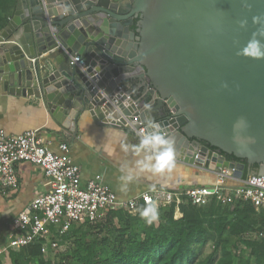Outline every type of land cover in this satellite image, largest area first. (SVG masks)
<instances>
[{"label": "water", "instance_id": "water-1", "mask_svg": "<svg viewBox=\"0 0 264 264\" xmlns=\"http://www.w3.org/2000/svg\"><path fill=\"white\" fill-rule=\"evenodd\" d=\"M260 14L264 0H17L0 32V83L37 100L59 138L75 141L84 114L128 133L127 123L154 120L180 161L236 180L262 175L264 59L237 55ZM121 81H135L140 98L119 92Z\"/></svg>", "mask_w": 264, "mask_h": 264}, {"label": "built area", "instance_id": "built-area-1", "mask_svg": "<svg viewBox=\"0 0 264 264\" xmlns=\"http://www.w3.org/2000/svg\"><path fill=\"white\" fill-rule=\"evenodd\" d=\"M69 57L71 65L83 72L88 69L79 55ZM96 76L97 74L91 76V79ZM122 89V86L117 88L119 92ZM123 102L129 103V106L134 105L128 95L124 96ZM113 105H117L116 100ZM138 125L139 128L136 129L132 124H126L136 139L139 130L145 127L141 123ZM67 152L68 145L65 143H60L55 151L50 150L38 130L8 135L0 129V195L18 188L16 167L20 164L37 167L49 181V191L34 197L12 219L7 243L0 247V256L11 248L38 245L42 255L54 258L73 247L70 241L63 238L74 227L96 224L109 211L134 215L150 201L158 205L160 212L171 205L178 209L184 201L196 207H206L211 201L221 204L248 202L256 211L264 210V174L256 173L236 180L232 170L222 167L219 173H214L216 179L212 186H193L185 190H149L133 199L121 201L107 186L97 181H89L82 186L80 168L71 162ZM176 162L186 164L177 158ZM243 236L245 240L252 241L257 235L248 232Z\"/></svg>", "mask_w": 264, "mask_h": 264}, {"label": "trees", "instance_id": "trees-1", "mask_svg": "<svg viewBox=\"0 0 264 264\" xmlns=\"http://www.w3.org/2000/svg\"><path fill=\"white\" fill-rule=\"evenodd\" d=\"M16 1L0 0V32L11 18ZM222 155L229 162H240ZM246 177L244 173L242 179ZM177 208L181 218H174L175 207L171 205L160 212L159 223L151 226L144 223L139 234L134 222L144 221L138 212L134 218L126 212L109 211L107 217H117L120 225L115 236H102L108 230L97 224L99 220L96 228L102 237L91 244L85 243V234L78 236L82 227L78 226L63 238L73 245L66 253L49 258L40 253L38 245L11 248L0 256V264H233L234 256L220 244L222 237H240L253 231L264 233V218L261 221L253 218L256 212L264 210L256 211L248 202L221 204L211 201L206 207H196L184 201ZM210 241L213 243L211 253L198 261L202 249ZM241 243L250 250L254 264H264V237L257 236Z\"/></svg>", "mask_w": 264, "mask_h": 264}, {"label": "crops", "instance_id": "crops-1", "mask_svg": "<svg viewBox=\"0 0 264 264\" xmlns=\"http://www.w3.org/2000/svg\"><path fill=\"white\" fill-rule=\"evenodd\" d=\"M13 15V13H12ZM12 17V16H11ZM123 89L130 91L134 99L140 98L135 81H121ZM78 132L75 141L59 138L54 134L57 129L44 107L34 98H23L11 94L0 83V129L8 135H19L28 130H38L47 147L55 151L60 143L68 145L67 156L80 168V182L84 186L89 181H97L107 186L121 201L133 199L140 194L153 190L156 183L152 179H141L129 186L125 192L120 190L119 176L122 164L130 163L131 156L125 153L121 145L135 144L138 139L126 131L103 127L96 124L86 114L78 119ZM19 186L16 190L0 195V247L7 243L12 219L24 210L34 197L49 191V181L44 178L40 169L29 164L16 167ZM256 174L247 172V175ZM166 188L157 184L155 190H185L193 186H212L215 174L209 171L177 163V170ZM174 217L181 218L178 209Z\"/></svg>", "mask_w": 264, "mask_h": 264}, {"label": "clouds", "instance_id": "clouds-1", "mask_svg": "<svg viewBox=\"0 0 264 264\" xmlns=\"http://www.w3.org/2000/svg\"><path fill=\"white\" fill-rule=\"evenodd\" d=\"M68 8H64V13ZM252 24L256 30L242 47H238L237 55L249 59H264V14L252 17ZM239 28L247 27V20L239 22ZM145 110H151L150 104H144ZM239 121L235 127H239ZM138 142L135 144L124 143L121 145L125 153L130 154L131 162L122 164L120 167L119 182L120 190L125 192L129 186L141 179H152L156 183L152 185L155 190L157 184L161 189L168 186L172 179V173L177 170L175 141L161 131V126L154 120H148L143 129L137 134ZM138 215L148 226L160 222V211L154 201L140 207Z\"/></svg>", "mask_w": 264, "mask_h": 264}, {"label": "rangeland", "instance_id": "rangeland-1", "mask_svg": "<svg viewBox=\"0 0 264 264\" xmlns=\"http://www.w3.org/2000/svg\"><path fill=\"white\" fill-rule=\"evenodd\" d=\"M107 216L108 215H105L104 218H102L101 221L97 224L100 226H106V228L108 230V232L106 231L102 236H105V235L106 236H110V235L115 236V235H117V230L120 227L118 219L115 216H110V218H108ZM132 217L136 218L137 214L132 215ZM253 218L261 221L264 218V211L256 212V214ZM97 224L80 225L82 227H81L80 231L78 232V236H80L82 233L85 234L86 237L84 240H85L86 244H91L94 241L100 239V237H102L100 235L99 229L96 228ZM134 226H135L137 233L139 234L142 227L144 226V222L135 221ZM256 228H258V226ZM254 233L258 236V234L256 232H254ZM259 237H264V233L261 236L259 235ZM243 240H245L244 236L234 237V236L224 235L222 237V239L220 240V244L222 245L223 248H225V250L227 252H229L231 255L234 256L233 264H244V262H247L248 264H254L255 260L251 256L250 250L244 248V246L241 243ZM212 245H213V243L211 241L206 244V246L201 251V254H200L198 261L205 259L211 253ZM221 255H222V253L219 250L218 251V258H220Z\"/></svg>", "mask_w": 264, "mask_h": 264}]
</instances>
